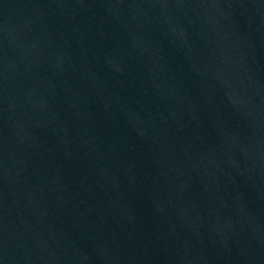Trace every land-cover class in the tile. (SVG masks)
<instances>
[{
	"label": "water",
	"instance_id": "water-1",
	"mask_svg": "<svg viewBox=\"0 0 264 264\" xmlns=\"http://www.w3.org/2000/svg\"><path fill=\"white\" fill-rule=\"evenodd\" d=\"M0 264H264V0H0Z\"/></svg>",
	"mask_w": 264,
	"mask_h": 264
}]
</instances>
